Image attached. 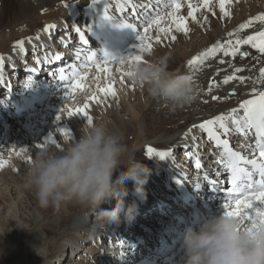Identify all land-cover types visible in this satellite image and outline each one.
<instances>
[{"label":"bare ground","instance_id":"6f19581e","mask_svg":"<svg viewBox=\"0 0 264 264\" xmlns=\"http://www.w3.org/2000/svg\"><path fill=\"white\" fill-rule=\"evenodd\" d=\"M65 2H68L67 8ZM104 2L105 0H98L95 6H92V0H0V37H2L3 30L6 29L9 32L14 28L27 25L40 16H42L40 22L49 23L59 19L61 18V10L65 9V16L57 29L58 34L61 35L59 39L71 46V54L68 58H65V55H59L60 59L56 60L53 53H51L53 49L56 50L50 38L53 33L51 29L49 32L42 31L37 36L39 38L34 37L28 42L30 47L34 46L39 49L36 60L40 62L30 68L35 69V72L22 68L18 61L17 63L14 60L4 61L3 58L4 66L0 69L2 78L7 64L15 72L10 73L12 86L8 85L6 87L5 82L0 79L1 87L6 89L4 93L0 91V158L7 161L3 167H0V182L2 183L0 194L5 198L0 196V264H12L13 262L15 264H50L51 260L54 261L52 264L55 262L57 264H178L182 254L180 245L183 237L181 235L188 226V218L184 221L181 218L184 219L193 209L202 211L206 217L223 211L220 206L223 195L219 191V193L210 191L211 193L204 199V202H201L194 190L196 200L194 202L189 201L192 207L181 202L177 203L178 208L164 207L162 201L154 204V198L157 195L162 196V187H166L168 190L169 188L173 190L174 187V190L178 192L177 184L172 179L182 180L170 172L166 176L162 170L166 172L168 169L173 172L171 166L176 165L178 172L186 180H190L191 172L186 167L181 168L178 165V158L172 151L167 156L168 158L166 157V161V159H160L158 156L147 155L146 146L150 145L157 150L167 151L179 141V145L176 146L177 150L181 151L180 154L184 153L190 158L187 166H190L198 177L206 178L207 175V182L215 180L223 186L226 181V178L224 180L225 169L220 160H218L217 166L214 164L217 156L216 150L212 149L210 144L205 141L202 131L198 128L194 129L189 137H185L184 133L192 125H198L203 120L211 119L222 113L225 114L228 120V126L234 129L235 126L231 123L228 114L233 108H238V101L240 103L244 99L251 98L253 87H262L256 81L260 68L264 67V54H261L258 49L252 48L251 45H241V51L247 52V56L242 57L239 53L235 57L231 55L224 56L221 51H217L216 54L209 56L204 64L195 71L187 65V61L192 56L204 52L213 44L224 43L227 40L235 41L237 37L246 38L264 30V24L260 21H254L251 27L236 31L241 23L264 13V0H230V3L226 4V10L229 12L227 17L223 16L218 0H212V11L216 14L213 15L212 12L207 9L203 10L201 7L202 10L200 9L197 13L200 23L193 22L189 18V32L187 34L173 32L172 34L177 36L175 41H172L170 37L164 38L161 34L160 43H156L155 40L150 41L152 51L143 53V59L168 56L170 70L190 74L200 86L201 90L197 100L190 105L174 112L170 111L163 101L151 98L145 90L137 87L127 76H122V71H125V64L110 65L111 81L103 73L100 74L101 87H107L111 83L116 92L115 96H105L104 93L97 91L96 84L91 82L88 89L76 93L75 99L89 105L86 110L92 117V123L101 124L109 131L123 134L124 142L129 149L123 158L124 164H126L128 156L134 154L136 159L141 160L152 169L149 179L154 181L155 184L149 188L147 199L143 202L133 195L134 187L129 185L130 181L126 184L130 197L136 199L139 205L136 218L141 215L142 211L146 214L145 212L150 206L152 207V204L158 208L157 227H160V229L154 231L155 234L150 242L144 235H139L134 242L135 246H138V243L141 244L139 247L143 248L142 252L137 254L136 249H132L130 246H127L126 250L122 248L121 244L115 246L111 239L119 236V233L116 232V228L119 227L114 224L104 226L98 217V210L94 217L102 226L89 229L88 227L92 225H87V221L92 223L94 218L90 217L92 218L90 219L88 213L85 214L86 216L80 213V210L78 211L79 204L74 201L65 202L69 205L70 216L67 223L68 227H72L71 233L73 236L61 235L60 237V226L63 222L58 225L59 218L64 217L67 213L64 204L59 208H41L39 206L34 189L26 182V172L30 164L27 157L30 156L32 160L35 154L45 147L61 151L60 149H64L66 146V142L79 137L80 128L83 125V122L79 121V115L69 118L67 111L61 113L63 114L60 120L62 123L60 121L54 122L61 107H64L66 103L72 104L73 102L65 101L67 98L63 94V89L59 86L58 80L53 78L52 73L57 74V67L59 66L69 71L71 67L68 66V63H73L79 68L84 55L88 52L87 45L78 42L77 38L70 35L73 31L72 25L75 23L70 20L72 14L80 10H83L88 16L97 13L99 23L103 20L112 23L122 44V53L119 57L126 56L129 52L134 51L133 46L138 43L137 33L132 28H121L116 26L115 21L105 19L103 15ZM146 2L147 0H132V3L137 4V6ZM132 3H129L128 0H110L109 13L129 22L137 23L132 19L131 14L121 16L120 13L121 8H129ZM151 3L153 6H157V0H151ZM163 3L164 0H161L159 5L161 10H163ZM193 4H200V0H193ZM188 11L187 4H184L180 15L187 16ZM204 14L211 15L206 22L202 17ZM140 23L142 24V20ZM140 30L142 31V28ZM229 33H233V35L229 36ZM151 35L155 37L156 31L152 30ZM89 40L92 41V38ZM49 45L52 46V49L49 48ZM17 52V50H14L12 53ZM21 54L22 51H19L18 54H15V58L17 59ZM78 54H80L79 60H77ZM97 54L102 56L100 52ZM236 68H240L242 71L236 72ZM20 71L26 73L19 79L22 84L18 93H15L13 87H16V83L14 80ZM92 73H95L94 67ZM227 75L243 76L246 79L243 83L238 79H234L228 84H224L223 79ZM211 77L212 82L215 79L216 81L212 92L209 93L207 82ZM19 80L16 82H19ZM30 80L32 81L31 85L26 87ZM233 89H236V94H233ZM228 90H231L232 93L228 94ZM94 92L101 102L87 97V95H93ZM212 95H219L220 99L213 101L211 99ZM72 106H75V103ZM25 107H28L29 110H25ZM237 115H243V112L241 111ZM63 118H67L69 121H64ZM85 123H87V120ZM48 127L50 131L47 129ZM59 128H70L72 137L69 138L62 134L58 130ZM44 130H47L45 132L47 136L51 134L57 139L60 147L51 143L44 144L43 148L37 147L43 144V140L47 137L42 135ZM39 135L43 137L41 141H37ZM227 136L234 143L240 142L244 145L243 148L248 149L250 152L248 154H252L255 145L254 140H245L234 130ZM191 137H195V139ZM236 137L237 140L235 141ZM246 138L249 137L246 136ZM250 141L251 143H249ZM21 148L26 149V152L17 155L16 153L20 152ZM213 153L215 154L213 155ZM192 158H195L197 163L199 162L200 167H195V161ZM212 158H214V163H212ZM10 160L13 163L6 170ZM185 161L183 160V162ZM217 173L220 175H217ZM208 190H212L209 184L206 191ZM206 191L201 187L199 188L201 196L205 195ZM176 192H171V195L178 201L179 196ZM129 195L125 197V206L131 203ZM112 203L114 201L105 203L103 207L108 208ZM7 205L8 208L4 211ZM92 212L94 213L95 210H92ZM143 220H145L144 223L152 222V219L148 218ZM120 224H125L123 219ZM87 230L92 233V236L94 234H96V237L103 236L101 239H104L106 244L102 246L101 241L95 240V243L100 242V245H87L86 247L90 251L98 252L97 254L91 255L88 253L87 256L78 253L76 260L68 262L69 257L67 255L63 256L67 251H70L71 254L76 251L75 246L84 240ZM50 231L54 233L50 235ZM106 239L110 240V246L107 244ZM151 243H154L153 246L145 251L146 245ZM108 246L109 248H107ZM53 247L55 248L50 250ZM83 249L86 248L83 247ZM23 250L25 254L19 257ZM82 255L90 262L83 263Z\"/></svg>","mask_w":264,"mask_h":264},{"label":"clouds","instance_id":"9594fccd","mask_svg":"<svg viewBox=\"0 0 264 264\" xmlns=\"http://www.w3.org/2000/svg\"><path fill=\"white\" fill-rule=\"evenodd\" d=\"M168 63V56L151 57L126 63L124 70L132 83L174 112L195 102L201 89L190 74L170 70ZM128 151L122 133L85 123L79 137L66 142L62 151L48 147L38 151L28 166L26 182L41 208L74 201L98 210L104 226L119 225L122 219L131 224L139 205L134 199L125 206L126 184L133 182V195L143 202L152 169L134 154L124 164ZM110 201H114L110 207H102ZM180 246L178 264H264V228L249 232L223 211L189 224Z\"/></svg>","mask_w":264,"mask_h":264},{"label":"snow or ice","instance_id":"6c2138e0","mask_svg":"<svg viewBox=\"0 0 264 264\" xmlns=\"http://www.w3.org/2000/svg\"><path fill=\"white\" fill-rule=\"evenodd\" d=\"M98 0H92V6ZM132 3V0H128ZM161 0H157V6H153L151 0H147L146 3L137 4L132 3L130 8H121V16L132 15V19L137 23L129 22L128 20L121 19L115 15L109 13L108 6L110 0H105L103 7V15L105 19L115 21L116 26L121 28H132L137 33L138 43L133 46L134 51L129 52L126 56L117 57L106 50L102 52V56H98L96 52L89 51L83 57L81 66L78 68L73 64L69 71L64 68L60 69L59 76L56 73H52L54 79H57L59 86L63 89V94L67 98L65 101L74 102L77 92L84 91L89 88V83H95L96 89L99 92L104 93L105 96H115L116 92L111 86V83L107 87H101L100 79L101 73L105 75L107 79L112 80L111 64L124 65L130 62H142L143 53L152 51L151 40H155L156 43L161 42V34L164 38H169L172 41L177 39V36L172 34L173 32H183L187 34L189 32L188 20L200 23L197 17L198 11L201 7L212 12V0H200V4L194 5L193 0H164L163 10L159 7ZM230 3V0H218L219 8L224 17L229 15L226 10V4ZM187 4L189 9L187 16L180 15L181 9ZM68 2H65L67 8ZM207 16L204 17L206 22ZM142 20V24L140 21ZM254 21H260L264 24V13L257 15L256 17L249 19L248 21L241 23L236 29L238 32L241 29L249 28L253 25ZM139 25V26H138ZM55 24H46L43 31L49 32L52 28H55ZM73 30L79 34L80 40L84 43H88L86 33L91 31V26L84 27L82 30L76 25H72ZM142 28V31L140 30ZM152 30L156 31L155 37L151 35ZM233 33H229V36ZM39 38V37H37ZM17 45L20 50H24V41L18 40ZM241 45H251L252 48L259 50L261 54H264V30L258 31L253 35H249L246 38L237 37L235 41L227 40L224 43L213 44L207 48L204 52L192 56L187 65L195 71L199 66L204 64V61L209 57L221 51L224 56L235 57L238 53L243 57L247 56V52H241ZM57 60L60 56L57 54L55 57ZM80 59V54L77 55V60ZM40 61L37 60V63ZM223 62V61H222ZM4 66L3 57H0V69ZM93 67L95 73H92ZM120 70V69H118ZM31 72H35V69H29ZM122 71V70H121ZM236 72L242 71L240 68L235 69ZM91 74V75H90ZM129 73L122 71V76H128ZM0 79H2V73H0ZM234 79H238L241 83L245 81V77H236L235 75H227L223 79L224 84H228ZM257 83L262 87L252 88L251 98L240 101L238 108H233L228 114L231 119V123L235 126L234 129L228 126V120L225 114H220L212 117L211 119L203 120L198 125H192L185 133V137L193 132L194 129H199L207 133L209 140L214 141L218 148H222L223 156L220 159V163L223 165L227 175L228 187L221 186L218 181L210 180L208 184L215 190L223 194V202L221 204L222 210L226 215L236 217L240 222V227L253 232L254 230L264 228V67L259 70V76ZM32 81L26 85L30 86ZM214 82L210 83L208 92H212ZM236 89H233V94ZM90 99H99L96 97L95 92ZM211 99L216 101L220 97L212 95ZM207 103V101H205ZM89 107L87 103L84 106H72L66 103L64 107H61L56 116V121L61 120V113L67 111L69 118L81 115L86 117L87 123H92V117L86 110ZM243 112V115H237L239 112ZM62 134L72 137V130L70 128H59ZM222 130V131H220ZM239 134L247 135L251 130L255 131V145L252 150L251 156H246L241 152L233 150L227 139H223L222 136L230 135L232 131ZM195 139V137H191ZM51 143L57 147H60L57 143V139L49 134L45 137L44 144ZM44 144H40L37 147L43 148ZM251 147V146H250ZM63 150L62 148L60 149ZM26 152V149L21 148L17 155ZM146 153L149 156H158L160 159H166L171 153V149L167 151H161L155 149L153 146H146ZM27 161L31 162V157H27ZM7 161L0 158V167H3ZM197 167H200L199 162ZM217 175H220L217 173ZM258 177V178H257ZM207 179V175H206ZM179 183H184L182 180H178ZM201 185L196 184L195 187L199 188Z\"/></svg>","mask_w":264,"mask_h":264},{"label":"rangeland","instance_id":"374dc122","mask_svg":"<svg viewBox=\"0 0 264 264\" xmlns=\"http://www.w3.org/2000/svg\"><path fill=\"white\" fill-rule=\"evenodd\" d=\"M203 10H205V9H203ZM64 11H65V9H62L61 10V13H60L61 18L55 19L54 21L49 22V23L48 22H40V19L42 17V16H40V17H37V18L33 19L27 25H23L21 27L14 28V29H12L9 32L6 29L3 30L2 37H0V57H3L4 58V61H8V60H12L13 61L14 60L16 63L18 61L19 64L21 65V67L24 68V69L33 68L37 64V60L36 59H37V54H39V49L35 48L34 46H31L30 47L29 44H28V42L30 40H32L34 37H37L43 31L44 26L46 24H55L56 25L55 28H52V32L53 33L50 35L51 42L56 47V50L55 51H58L62 55L66 54L67 56H69L71 54V51H70L71 46L69 45L67 48H65L64 42L59 39L61 35L58 34L59 31L57 29V26L60 24L62 18H64V16H65ZM80 11L83 12V10H80ZM51 13H54V12H51ZM55 14H57V13H55ZM205 16H207L208 19H209L211 15L204 14L202 17H205ZM49 19H52V18H49ZM18 40H23L24 41V50L22 51V54L16 59L15 58V54H18V52L21 51L20 48H19V46L16 43ZM57 42H59V44ZM49 48L52 49V46L49 45ZM14 50H17L18 52L17 53H12ZM53 55H54V57H56L55 56L56 55V52H55V54L53 53ZM11 72H15V71H13L12 69H10L9 64H7L6 65V71H5L4 77L2 78V81L5 82L6 87H8V85H11V83H10V80H11V74L10 73ZM24 75H25V72H22V71L18 72V75L16 76V78L14 80L15 83H16V87H13L15 93L16 92L18 93L19 87L22 84V82L19 79H21V77L24 76ZM216 75H215V77H216ZM215 77H214V79H215ZM209 79H208V82H207V85L208 86L210 85ZM18 80H19V82H16ZM215 81H216V79H215ZM215 81H214V83H215ZM0 91H2L3 93L6 91L5 88H2L1 87V83H0ZM236 93H237V91H236ZM216 96H219V95H216ZM87 97H89V99H90V97H92V95H87ZM91 100H94V99H91ZM74 103H75V106L76 105H78L79 107L84 106V103H82L80 100H77V99H75V101L71 105H73ZM237 103L239 105V101ZM25 110H29V108L28 107H25ZM61 115H63V114H61ZM79 116H80L79 117V121L81 120L83 122V124H84L85 121H86L85 120L86 117L81 116V115H79ZM62 120L69 121V120H67V118H63ZM55 121L56 120L54 119V122ZM47 129L50 131L49 127ZM46 131L47 130H44V132H42V135L47 136V134H45ZM38 137L39 138H37V141H39V140L41 141L43 139V137H41V135H39ZM236 140H237V137L235 138V141ZM43 144H44V142H43ZM177 145H179V141L176 142L170 149L174 153V155L176 156V158H178V165H180L181 168L183 166L186 167L187 170L189 172H191L190 180H186L183 177V175L180 172H178V167L176 165H175L176 167L175 166H171V169L173 170V172L169 171L168 169L166 170V172L164 170H162V171H163L164 175H166V176H167V173L170 172L172 174H175L177 177L181 178L183 180V182L186 184V186L190 187V190H192V193L195 195V193L193 192L195 190L196 191V194L200 198V201L201 202H204V199H206V197L208 196L209 193H211V192L214 191V188H212V190L206 191L207 186H208V182H207L208 178L206 179V178H203V177H198V175L193 172L194 170H192L190 168V166H187L188 165L187 163L190 162V158L187 155H185L184 153L183 154H180L181 151L177 150V148H176ZM234 145H235L236 148L238 147V148H240L242 150H246L245 148H243L244 145H242L240 142L234 143ZM29 147H30V145H29ZM35 149H33L34 152H35ZM167 150H169V149H167ZM246 151H248V149ZM248 153H250V152L248 151ZM183 160H186V161L183 162ZM192 160L195 161V158H192ZM213 160H214V158H212V163H214ZM166 161H167V159H166ZM200 162H201V159H200ZM12 163H13V161L10 160V162L8 163V166L6 167V170L9 169V165L12 164ZM201 166H202V162H201ZM168 178H169V176H168ZM205 180H206V182H205ZM171 181H170V183L172 184L173 181L172 182ZM158 183L160 184V181L159 180H158ZM1 184L2 183L0 182V185ZM153 184H155L154 181L148 179V182L145 185L147 191H149V188ZM196 184H200L201 185L200 187L202 189H204L207 193H205V195L201 196L200 195V192H199V188L200 187L199 188L195 187ZM129 185H132V187H134V184L131 181L129 182ZM162 188H163L162 196H158L157 195L154 198V204L157 203V202H159V201H162L164 207L170 206L171 208H178L179 205L175 201L172 200V197H174V196H170L171 192H169V190L166 187H162ZM165 192H167V194H165ZM0 196L2 198H4L1 194H0ZM178 200H179V198H178ZM167 203H168V205H167ZM63 204L65 206V209H66V212L67 213L65 214L64 217H60L59 218L58 225H60L63 222L62 225L60 226L61 227V233L59 235H60V237H61V235L73 236V234L71 233L72 232V227H68V223H67L68 217L70 216V214H69L70 213L69 212V205L67 203H63ZM103 206L104 205H102V207ZM7 208H8V205L5 206L4 211ZM79 210H80V213H82L84 215L86 213H88V217L89 218L90 217L94 218V222H92V223L90 221H87V225H90V224L92 225V226H89L88 227L89 229H96L97 227L102 226V224H100L97 221V219L94 217V215L97 214V210H95V212L93 213L92 212L93 209H91V208H85V207H82L81 205H79V207H78V211ZM145 213L146 214H144V211H142L141 212V215L139 217L135 218V220L131 224H129V223H127V222L124 221L125 224H119V225H117L119 228H116V232L119 233V236L118 237H115L114 239H111V240H113V243H114L115 246L121 244L123 246L122 248L124 250H126L125 248L127 246H130L132 249H134V248L136 249L137 254H139L140 252H142L143 248L142 247H139V245H141V244L138 243V246H135L134 245V242L137 240L138 236L139 235H144L147 238L148 242H150L151 238L155 234L154 231H156V230L158 231L160 229V227H157V224H158L157 223L158 208L155 205L152 204V207L150 206ZM92 218H90V219H92ZM145 218L152 219V222H150V223H144L145 220H143V219H145ZM108 229H109V227H108ZM50 233H51L50 235H52L54 232L53 231H50ZM83 234L85 235V232L84 231H83ZM94 236H92V233L87 230L86 237L84 236V240L82 242H79L78 245L75 246L76 251L73 254H71L70 251H67L63 257H65L67 255L69 257L68 262H71V261L76 260V257H77L76 255L78 253L83 254V255H87L88 253L91 254V255L97 254L98 252L90 251V249L88 247H86L87 245L88 246L89 245H93V246L100 245V242L99 243L98 242L95 243V240H97V241L98 240L99 241L100 240H103V241H101V245H103L104 239H101L103 236L99 235V236L96 237V234H94ZM93 237H94V241H93ZM106 240H108V239H106ZM53 242H55V241H53ZM59 243H60V240H59ZM153 244L154 243H151V244L146 245V247L144 248L145 251H147L148 248L152 247ZM83 247H85L86 249H83ZM54 248L55 247H53L50 250H53ZM102 249L104 250V248H102ZM22 254H25V251L24 250L21 251V255L19 257H21ZM27 254H28V252H27ZM53 262L54 261L51 260L50 261V264H52ZM82 262L83 263H87V262H90V260L87 259L85 256H83L82 257ZM12 264H15V262H13ZM54 264H57V263L55 262ZM62 264H65V263H62Z\"/></svg>","mask_w":264,"mask_h":264}]
</instances>
